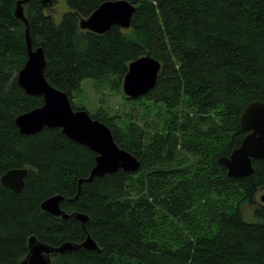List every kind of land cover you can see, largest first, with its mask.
<instances>
[{
	"label": "trees",
	"instance_id": "16d2710c",
	"mask_svg": "<svg viewBox=\"0 0 264 264\" xmlns=\"http://www.w3.org/2000/svg\"><path fill=\"white\" fill-rule=\"evenodd\" d=\"M17 1L0 0V177L10 168L28 172L19 192L0 182V264H19L30 235L57 246L80 243L86 233L100 253L81 248L51 264H264V202L256 201L264 159H252L246 177L229 176L218 162L247 133L239 122L244 106L264 101V0H128L135 6L130 27L112 25L103 34L79 21L107 0H64L69 9L59 22L48 12L57 0L23 5L32 44L45 56V78L74 109H86L73 101L85 79L130 107L86 110L140 168L80 187L93 151L58 127L25 134L15 124L42 104L16 80L27 58ZM146 54L161 64L156 84L129 98L122 91L128 64ZM56 193L65 197L62 209L88 215L85 228L41 210ZM244 204L254 207L253 219Z\"/></svg>",
	"mask_w": 264,
	"mask_h": 264
},
{
	"label": "water",
	"instance_id": "95a60500",
	"mask_svg": "<svg viewBox=\"0 0 264 264\" xmlns=\"http://www.w3.org/2000/svg\"><path fill=\"white\" fill-rule=\"evenodd\" d=\"M53 0H41L47 6ZM29 0H19L14 14L25 24L24 39L27 58L16 74L20 87L30 95L42 97V104L16 116L15 124L21 133L33 134L43 127H58L61 132L76 143L86 146L95 155V164L89 175L78 180V184L91 181L94 176H103L119 170L135 173L140 161L130 152L120 148L113 139L110 128L90 116L86 109H74L66 92L52 86L45 78L46 65L42 47H34L30 37L23 5ZM135 6L128 0H107L102 2L88 17L79 21L82 29L105 33L112 25L127 29L130 27ZM161 68L160 62L150 54L132 60L122 80L123 94L135 99L153 89ZM239 122L247 133L229 155L218 157V162L233 177H246L253 171L252 159H264V101H251L242 109ZM26 167L10 168L0 177L3 186L19 192L25 185ZM65 197L59 193L46 197L40 208L63 220L74 219L85 228L88 215L79 211L67 212L61 208ZM264 201V197L261 198ZM28 253L19 264H51V258L86 249L100 253L96 241L86 233L80 242L64 241L57 246L44 243L34 235L28 237Z\"/></svg>",
	"mask_w": 264,
	"mask_h": 264
},
{
	"label": "rangeland",
	"instance_id": "374dc122",
	"mask_svg": "<svg viewBox=\"0 0 264 264\" xmlns=\"http://www.w3.org/2000/svg\"><path fill=\"white\" fill-rule=\"evenodd\" d=\"M68 6L64 0H57L56 4H52L48 7V12L51 13L56 22H59L62 15L68 10ZM27 54V53H26ZM73 101L77 105H82L90 112H96L97 109L103 107L105 111L112 113L128 111L130 109L128 103L124 101L123 97L119 94H103L102 91L96 90L94 83L90 80H84L80 89L75 93ZM142 112V109L138 106H134V113L137 115ZM138 116V115H137ZM138 118V117H137ZM153 119V117H151ZM264 197V190L258 193L257 202H262L261 198ZM253 206L244 204L242 210L248 220L253 219Z\"/></svg>",
	"mask_w": 264,
	"mask_h": 264
},
{
	"label": "flooded vegetation",
	"instance_id": "af4514ba",
	"mask_svg": "<svg viewBox=\"0 0 264 264\" xmlns=\"http://www.w3.org/2000/svg\"><path fill=\"white\" fill-rule=\"evenodd\" d=\"M263 189H264V188H260V189H259V192L262 191ZM259 192H258V193H259Z\"/></svg>",
	"mask_w": 264,
	"mask_h": 264
}]
</instances>
